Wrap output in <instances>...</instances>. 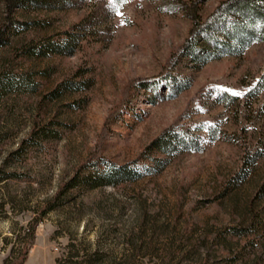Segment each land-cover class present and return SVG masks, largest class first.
<instances>
[{
  "label": "rangeland",
  "instance_id": "374dc122",
  "mask_svg": "<svg viewBox=\"0 0 264 264\" xmlns=\"http://www.w3.org/2000/svg\"><path fill=\"white\" fill-rule=\"evenodd\" d=\"M11 1L0 0L9 32L0 73H31L40 85L0 94V264L26 245L23 264H264V92L227 99L214 90L245 91L260 77L264 40L228 55L211 50L224 38L214 30L189 43L194 60L181 51L191 10L202 24L228 0ZM46 40L69 46L19 56ZM166 72L188 88H139ZM67 80L80 88L39 105ZM51 120L60 139L14 154L35 123ZM97 157L142 174L73 195L37 220L29 245L30 223Z\"/></svg>",
  "mask_w": 264,
  "mask_h": 264
},
{
  "label": "trees",
  "instance_id": "16d2710c",
  "mask_svg": "<svg viewBox=\"0 0 264 264\" xmlns=\"http://www.w3.org/2000/svg\"><path fill=\"white\" fill-rule=\"evenodd\" d=\"M37 1L38 0H12V5H8V7L11 8L16 6L22 7L23 9H29L36 6ZM191 13L193 15V20H196V23L191 31L190 39L186 41V44H184L181 50L188 49L185 54L191 60H194V55L197 52L195 49H190L189 43H194L202 36L207 38L214 30L221 33L224 38L216 39L211 46V50H222L228 55H238L240 51L239 47L246 46L250 42L264 40V0H228L221 3L202 24H199L194 9L191 10ZM2 28L0 29V41L3 45H7L9 44V32H7V26H2ZM68 43L69 41H66L64 45L57 47L55 43L48 40L39 43L31 41L19 51V56L29 58L33 56H48L61 52L64 50L63 48L69 46ZM35 76L36 75L26 72H1L0 94L25 91L30 93L36 92L40 84L35 80ZM147 81L151 82L149 84L155 85L162 83L167 89L166 91L169 96L178 91L185 90L189 86L188 80L186 81L182 78L173 77L169 75L168 72L140 82L138 85L139 88L147 86ZM80 85V83L72 80L61 81L54 86L51 91L40 98L39 105L42 106L44 103L52 101L58 96H62V93L78 90ZM214 90L217 95L227 99H237L243 95L262 93L264 92V73L255 79L245 91L238 88L232 89L230 87L221 86H216ZM233 93H238V95H234ZM59 128V123L53 120L48 123H35L27 138L23 139L18 145L14 154H24L29 149L40 148L44 143L57 141L60 139ZM159 141L160 139H157L156 144ZM158 146L160 145L158 144ZM140 168L139 165L133 162L132 164H119L102 157L89 159L85 163L80 164L74 174L66 182H63L62 185H60L54 197L42 208L38 216L30 223L27 229V243L30 245L34 239V230L37 220L60 204L68 201L73 195L85 190L96 189L103 186L114 187L120 183L134 181L142 174ZM27 254L28 246L26 245L25 247H22L19 258L13 262H4V264H23L26 260ZM57 262L58 264H63L60 260H57ZM69 262L70 264L81 263L73 261L72 259Z\"/></svg>",
  "mask_w": 264,
  "mask_h": 264
},
{
  "label": "snow or ice",
  "instance_id": "6c2138e0",
  "mask_svg": "<svg viewBox=\"0 0 264 264\" xmlns=\"http://www.w3.org/2000/svg\"><path fill=\"white\" fill-rule=\"evenodd\" d=\"M234 95H238V93H233Z\"/></svg>",
  "mask_w": 264,
  "mask_h": 264
}]
</instances>
